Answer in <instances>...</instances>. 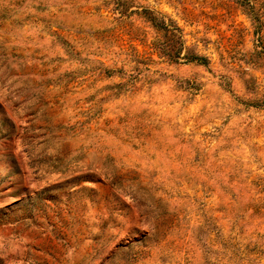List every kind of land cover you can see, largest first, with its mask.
Segmentation results:
<instances>
[{
	"label": "rangeland",
	"instance_id": "1",
	"mask_svg": "<svg viewBox=\"0 0 264 264\" xmlns=\"http://www.w3.org/2000/svg\"><path fill=\"white\" fill-rule=\"evenodd\" d=\"M0 264H264V0H0Z\"/></svg>",
	"mask_w": 264,
	"mask_h": 264
},
{
	"label": "trees",
	"instance_id": "2",
	"mask_svg": "<svg viewBox=\"0 0 264 264\" xmlns=\"http://www.w3.org/2000/svg\"><path fill=\"white\" fill-rule=\"evenodd\" d=\"M142 14L149 22L153 23L154 25H162L164 30H166L167 33H169L173 39L175 37L179 38V43H175L176 45L173 46V50L171 51V53H169L172 58H174L175 60L181 58L182 50L186 48V53L183 55V58H185L186 60L202 63L205 65L210 62L208 56L197 52L194 48L190 46H185V41L182 39L181 34L182 28L174 20L171 19L173 23H166L164 20L160 21V19H158V17L156 16L155 12L151 11L150 9H145L144 11H142Z\"/></svg>",
	"mask_w": 264,
	"mask_h": 264
}]
</instances>
